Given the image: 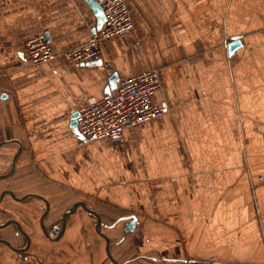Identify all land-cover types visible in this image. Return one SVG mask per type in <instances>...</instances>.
I'll return each mask as SVG.
<instances>
[{"label": "crops", "instance_id": "1", "mask_svg": "<svg viewBox=\"0 0 264 264\" xmlns=\"http://www.w3.org/2000/svg\"><path fill=\"white\" fill-rule=\"evenodd\" d=\"M134 29L101 43V66L62 53L89 42L86 0H0V225L20 224L0 264H264V0H126ZM44 35L57 53L35 66ZM242 37L229 54L228 41ZM158 70L159 119L123 144L80 138L71 115L120 81ZM19 156L14 164L15 157ZM77 203L56 238L52 226ZM136 218L135 230L125 233ZM15 225L0 240L26 249ZM103 235V236H102Z\"/></svg>", "mask_w": 264, "mask_h": 264}, {"label": "built area", "instance_id": "2", "mask_svg": "<svg viewBox=\"0 0 264 264\" xmlns=\"http://www.w3.org/2000/svg\"><path fill=\"white\" fill-rule=\"evenodd\" d=\"M94 1L103 8L105 23L87 44L62 53L63 58L70 63L86 64L99 60L103 41L134 29L126 0ZM25 49L35 66L57 57L44 35L26 41ZM160 88V72L148 70L120 81L116 90L101 99H89L87 106L79 111L77 119V128L83 137L78 145L83 146L87 139H107L112 145L120 146L126 130L164 116L169 112L167 103H154L155 94ZM186 263L193 264L191 261Z\"/></svg>", "mask_w": 264, "mask_h": 264}, {"label": "water", "instance_id": "3", "mask_svg": "<svg viewBox=\"0 0 264 264\" xmlns=\"http://www.w3.org/2000/svg\"><path fill=\"white\" fill-rule=\"evenodd\" d=\"M89 5L91 6V8L93 9L94 11V14L97 18V25L94 29V33H97L98 31H100L105 23V15H104V10L101 6H99L97 4L96 1L94 0H86ZM241 39L242 37L238 36V37H233L231 38L229 41H228V50H229V54L232 55L234 54L240 47H241ZM102 62L100 60H97V61H92V62H89V63H86V66H89V67H98V66H101ZM120 82V79L117 75H113L110 79V82H109V87L107 89V94H110L112 91L116 90L117 87H118V83ZM79 117V112H75L71 115V128L73 129V132L78 135V137L80 139H83V137L80 135L79 131H78V128H77V119ZM89 140H94V139H87V141ZM2 145L0 144V147ZM19 156V153L16 155L15 157V161H14V164L16 163V160ZM11 174V173H10ZM4 176V177H0V179H5L7 178L8 176ZM6 195H9L11 196L14 200H16L17 202H23L25 201L26 199L28 198H32V197H35V198H38L40 200H42L45 205H46V212L44 213L43 215V218L41 220V226H42V229L45 233V235L48 237V238H52L50 237V230L51 229H48V228H45L44 227V218L48 215L49 211H50V207H49V203L42 197H39V196H36V195H28L26 197H23V198H17L13 192L11 191H5L1 194L0 196V203L2 201V199L4 198V196ZM83 208L88 214H90L91 216H93L96 221H97V232H100V227H101V219L99 217V215L94 212L92 209H90L89 207H87V205L85 203H77L74 205V207H72L71 209H69V211L67 213L64 214L62 220H61V223H56L55 225L52 226V229L58 233L59 235L56 237L58 238L59 236H61L63 234V231H64V227H65V223H66V220L69 216H71L75 211L76 209L78 208ZM132 222L126 227L125 229V233H129V232H132L135 230V227H136V218L132 217L131 218ZM10 225H15L17 230H18V233L16 236H19V235H23L26 239H27V247L26 249H15L14 247H12V245L6 241V240H0V243L2 244H5L7 245L9 248H11L12 250L16 251V252H19V253H24L28 250L29 248V245H30V241L28 239V237L26 236V234L23 232L21 226L19 223H17L16 221H9L3 225H0V230H3V229H6L8 226ZM103 236V235H102ZM104 239L106 240V244H107V249H106V252H107V256H108V259L110 261V264H119L117 263L114 258L112 257L111 255V251H110V241L105 237L103 236Z\"/></svg>", "mask_w": 264, "mask_h": 264}]
</instances>
